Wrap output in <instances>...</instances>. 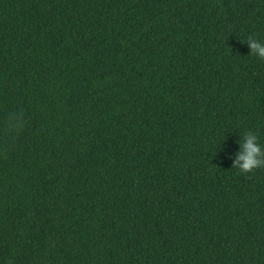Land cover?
<instances>
[{"label": "trees", "instance_id": "trees-1", "mask_svg": "<svg viewBox=\"0 0 264 264\" xmlns=\"http://www.w3.org/2000/svg\"><path fill=\"white\" fill-rule=\"evenodd\" d=\"M250 37L264 0H0V264H264Z\"/></svg>", "mask_w": 264, "mask_h": 264}, {"label": "clouds", "instance_id": "clouds-1", "mask_svg": "<svg viewBox=\"0 0 264 264\" xmlns=\"http://www.w3.org/2000/svg\"><path fill=\"white\" fill-rule=\"evenodd\" d=\"M245 42L248 43L250 53L264 60V43L261 41L248 38ZM16 119L11 116L7 118V131L11 133L19 131L24 127L23 112H17ZM241 145V151L236 154V159L232 164V168L238 169L242 174L253 173L255 170L264 168V148L261 147L258 135L252 130L244 133Z\"/></svg>", "mask_w": 264, "mask_h": 264}]
</instances>
